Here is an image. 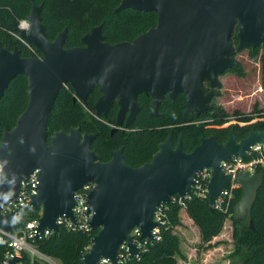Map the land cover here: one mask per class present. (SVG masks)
I'll list each match as a JSON object with an SVG mask.
<instances>
[{
    "label": "water",
    "instance_id": "1",
    "mask_svg": "<svg viewBox=\"0 0 264 264\" xmlns=\"http://www.w3.org/2000/svg\"><path fill=\"white\" fill-rule=\"evenodd\" d=\"M30 2L33 8L26 18L30 28L22 30L20 36L33 44L42 58L22 57L19 49L9 51L0 40V101L19 76L28 79L29 97L16 126L4 132L0 143V228L13 232L16 213L4 215L3 208L17 200L21 182L37 170L38 192L32 196L31 206L42 213L39 234L51 230L57 235L59 217L76 224L74 194L84 185L94 184L88 195L89 223L97 234L80 264H98L102 258L118 264L124 242L131 259L141 255L132 231L139 228L141 240L154 242L153 232L160 228L154 220L157 208L168 205L173 196L191 195L196 174L209 169L207 198L211 210L231 182L242 190L233 213L237 222L245 217L240 238L251 224L262 175L225 174L221 163L243 159L254 146L264 144V130H251L238 142L231 130L223 145L212 136L201 138L191 152L183 150L181 137L173 147L168 136L151 162L132 168L123 148L114 151L109 162H101L92 149L96 134L72 128L50 136L48 128L59 94L69 86L74 99L83 105L95 87L99 88L101 97L94 106L98 117L106 118L117 104L113 133L135 122L141 110L138 99L145 93L152 100L151 117L158 116L165 96L174 100L183 95L184 114L193 112L199 118L218 93L219 76L237 65L234 51L264 45V0H119L116 13H155V27L132 42L111 45L99 26L82 38L83 46L73 48L65 47L67 29L54 41L48 40L42 6ZM205 82L211 88L208 93L203 88ZM19 261L14 259L10 264Z\"/></svg>",
    "mask_w": 264,
    "mask_h": 264
},
{
    "label": "trees",
    "instance_id": "2",
    "mask_svg": "<svg viewBox=\"0 0 264 264\" xmlns=\"http://www.w3.org/2000/svg\"><path fill=\"white\" fill-rule=\"evenodd\" d=\"M34 3L42 6V20L47 28L49 41H54L67 29L66 48L83 46L82 38L99 26H102L105 41L111 45L132 42L155 27L157 21L155 13L133 10L116 13L120 6L119 0H34ZM32 8L30 0H0V40L3 47L9 51L19 49L22 57L42 58L40 51L37 55L32 54L13 36L19 32L20 22L30 15ZM231 43L237 44L234 36ZM259 48H263L260 57V86L264 90V45ZM232 69L236 70L235 67ZM27 91V77L19 76L12 81L1 99L0 143L4 132L11 131L25 111L29 102ZM100 97V90L95 87L87 103L83 105L74 99L70 86L62 90L49 119V135L72 128H80L82 133L96 134L92 149L97 151L101 162H109L112 153L123 148L126 162L132 168L151 162L159 144L163 143L168 135H172L174 145L181 135L185 152H191L198 146L202 136H215V140L220 144L226 141L228 130L217 128L226 123V113L213 106L199 118H195L192 113L184 114L186 99L183 95H179L175 100L165 98L159 109L162 116L158 118L150 116V95H141L138 99L141 111L136 121L130 128L113 133L118 107L115 106L106 118L96 116L94 106ZM248 120V117L241 116L237 121L244 123ZM207 125L212 128L206 130ZM232 127L235 134L240 136L246 134L248 129L238 125ZM256 128L264 129V123ZM261 172L262 184L252 206L251 224L244 228L240 238V223L233 218L234 205L239 199L240 190L233 191L227 212L215 208L211 210L208 198L193 196L184 206L173 203L168 205L166 222L159 230L160 239L148 243L139 258H130L126 264H178L180 260H186L182 247L183 239L188 241L186 233L192 230L196 233L195 252L216 249L222 244L220 240L228 222H231V236L234 241L233 250L228 253L229 264H264V169ZM39 217L40 212L34 209L23 212L14 221V228L20 229L27 222ZM96 234L97 231L72 232L61 227L57 235L38 238L32 243L41 254L58 259L62 264H80L82 255L88 251L87 248L92 245ZM7 251V245H0V260L3 259L2 254ZM24 264L43 263H32L26 259Z\"/></svg>",
    "mask_w": 264,
    "mask_h": 264
},
{
    "label": "built area",
    "instance_id": "3",
    "mask_svg": "<svg viewBox=\"0 0 264 264\" xmlns=\"http://www.w3.org/2000/svg\"><path fill=\"white\" fill-rule=\"evenodd\" d=\"M30 23L27 19H24L19 24V32L14 34V38L21 42L32 54L37 55L38 50L37 48L22 39L20 36V32L22 30H29ZM264 152V144L254 146L250 152H248L243 159L240 158H233L227 162H222L221 167L225 174L235 175L241 171H252L256 163H261L264 161L263 157ZM247 158V159H246ZM211 170L205 169L200 171L196 174L194 179V185L192 187V194H186L183 198L178 196H173L170 199V203L179 204L184 206L186 201H189L193 196H198L202 198H207V186L209 184L211 178ZM39 171H35L31 177L25 181L21 182L20 191L18 193V197L16 201H13L7 204L4 208L2 213L4 215L10 213H16L14 221L18 218V216L30 209H33L31 206V198L32 196L37 194V187L39 185L38 181ZM95 187L94 184H87L84 185L81 189L75 192L74 200L76 202V206L74 207L73 211L76 216V224H73L70 219L65 217H59L57 220V225L59 229L65 228L67 231L72 232H91V227L89 220L92 214L89 212V205H88V195ZM238 184L236 182H231L230 185L221 193L220 198L216 201L213 208L221 210L223 212H227L230 201L233 198V191L238 189ZM168 204V205H169ZM168 205H160L154 216V220L160 224V228L156 229L153 234L155 237V241L160 239L159 230L165 224V213L168 208ZM42 213L40 212V217ZM31 220L25 224L24 227L20 229L14 228V221H13V232L10 233L3 228H0V245H7L8 251L6 254H2V258L0 260V264H10V262L14 259H19L20 261L16 264H24L26 259H29L32 263L35 261H39L44 264L42 260L49 262L50 264H58L55 263L53 258L48 257L45 254H41L33 245V240L38 238H49L50 236L54 235V232L51 230H45L43 234H39L38 227H39V219ZM132 238L134 244H136L141 252V255L146 250V246L148 243H152L151 241H143L141 240V232L139 228H135L132 233ZM154 241V242H155ZM91 248L88 247L89 250ZM140 255V256H141ZM137 256L136 258H139ZM130 253L127 246V242H124L118 255V264H126L127 260L130 259ZM98 264H112L110 259L102 258L99 260Z\"/></svg>",
    "mask_w": 264,
    "mask_h": 264
},
{
    "label": "rangeland",
    "instance_id": "4",
    "mask_svg": "<svg viewBox=\"0 0 264 264\" xmlns=\"http://www.w3.org/2000/svg\"><path fill=\"white\" fill-rule=\"evenodd\" d=\"M262 52L263 48H259L256 51L245 49L236 52L234 56V60L237 63L235 66L236 70L231 69L219 77L220 87L218 88V95L213 99V104L214 108L226 113L227 121L222 127H225L228 132L233 129L232 126H235L233 124L239 123L237 120L241 116L248 117L249 120L245 123L250 124L252 128L264 123V90L260 86V57ZM251 126H247V128L249 129ZM211 128L212 126L210 125L205 127L206 130ZM168 136L172 139V135ZM263 169L264 161L256 163L252 171L241 172H246L250 175H262L261 171ZM238 190H240V196L234 206L239 202L242 195L240 186ZM244 220L245 217L238 220L240 227ZM230 224L231 222H228L226 229L223 230V237L220 240L222 244L208 252H195L196 233L194 230L187 232L188 241L183 239L182 245L186 260H180L178 264H229L230 254L228 253L233 250L234 245ZM42 261L44 264H50L45 260ZM53 261L62 264L58 259Z\"/></svg>",
    "mask_w": 264,
    "mask_h": 264
},
{
    "label": "flooded vegetation",
    "instance_id": "5",
    "mask_svg": "<svg viewBox=\"0 0 264 264\" xmlns=\"http://www.w3.org/2000/svg\"><path fill=\"white\" fill-rule=\"evenodd\" d=\"M236 45H237V44H234V45H233L234 48L236 47ZM236 52H240V51H236V50H235V51H234L233 58H234ZM226 72H227V71H226ZM222 75H223V74H222ZM219 77H220V76H219ZM203 88H204L205 93H208V92L211 91V88L209 87L208 82L203 83ZM217 92H218V89H217ZM217 95H218V94H217ZM178 96H179V95H178ZM178 96H177V97H178ZM177 97H176V98H177ZM215 97H216V95H215V96L211 99V101L209 102V109H208V111H209L210 109L213 108V106H214V104H213V99H214ZM165 98H168V97L165 96L164 99H165ZM176 98H175V99H176ZM164 99H163V100H164ZM175 99H174V100H175ZM163 100H162V101H163ZM170 100H171V99H170ZM161 103H162V102H161ZM160 105H161V104H160ZM160 105H159V107H158V116H157V117H153V118H158V117H161V116H162V114L159 113ZM115 106H117V104H115L114 107H115ZM114 107H113V108H114ZM117 107H118V106H117ZM113 108H112V109H113ZM112 109H111V110H112ZM140 109H141V108H140ZM111 110H110V111H111ZM118 110H119V107H118ZM140 111H141V110H140ZM208 111H207V112H208ZM118 112H119V111H118ZM151 112H152V105H151ZM109 113H110V112H109ZM191 113L194 114L193 112H191ZM108 115H109V114H108ZM138 115H139V114H138ZM117 116H118V115H117ZM150 116H151V114H150ZM137 117H138V116H137ZM135 121H136V120H135ZM116 122H117V121H116ZM233 125H238V126L243 127V128H247V126H248V127L251 126L250 124H246L245 122H244V123H243V122H239V123H236V124H233ZM115 128H116V126L114 127V129H115ZM126 128H127L126 126H123V127L119 128L118 130H123V129H126ZM129 128H130V127H129ZM219 128H225V127L220 126ZM114 129H113V130H114ZM252 129H253L254 131H263V130H264V129H259V128H252V126H251V128H249V129L246 130V132H245L246 134H244V135H242V136H240L239 134H235V132H234V128H233L232 130H233V133H234L235 139H236V141L238 142V141H240L241 139L246 138L247 135L250 133V131H251ZM118 130H117V131H118ZM229 133H230V131L227 133L226 141H227V139H228ZM180 136H181V135H180ZM209 137H211V136H209ZM212 137L215 138V136H212ZM178 138H180V137H178ZM181 138H182V137H181ZM201 138H205V137L202 136ZM201 138H200V139H201ZM206 138H208V137H206ZM178 140H179V139H177L175 145H174L173 142H172L173 147H175V146L177 145ZM215 141H216V140H215ZM226 141H225V142H226ZM216 142H217V141H216ZM225 142H224L223 144H225ZM217 143H218V142H217ZM219 144H220V143H219ZM223 144H221V145H223Z\"/></svg>",
    "mask_w": 264,
    "mask_h": 264
}]
</instances>
